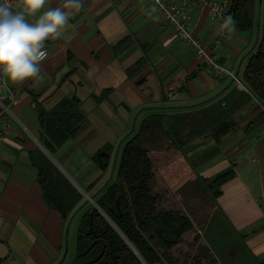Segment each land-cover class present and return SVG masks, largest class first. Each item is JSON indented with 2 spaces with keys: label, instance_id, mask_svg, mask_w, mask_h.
I'll return each mask as SVG.
<instances>
[{
  "label": "crops",
  "instance_id": "1",
  "mask_svg": "<svg viewBox=\"0 0 264 264\" xmlns=\"http://www.w3.org/2000/svg\"><path fill=\"white\" fill-rule=\"evenodd\" d=\"M52 7L63 8V0H49L26 19ZM64 10L69 23L60 37L45 42L49 56L39 75L9 81L14 100L9 95L5 101L13 127L0 154V264H57L63 258L68 222L46 202L32 155L46 151L39 109L50 110L66 97L80 100L86 125L56 155L80 187L102 174L93 158L108 146L116 151L137 114L138 124L150 110L199 108L235 121L237 128L220 142L203 132L188 146L205 181L233 171L220 194L214 197L197 177L177 195L223 264H263L264 105L258 97L214 74L150 0H81L79 11ZM189 15L188 29L214 41L217 22L210 11L192 9ZM255 39L234 29L217 51L219 61L237 71ZM200 137L206 139L196 141Z\"/></svg>",
  "mask_w": 264,
  "mask_h": 264
},
{
  "label": "trees",
  "instance_id": "2",
  "mask_svg": "<svg viewBox=\"0 0 264 264\" xmlns=\"http://www.w3.org/2000/svg\"><path fill=\"white\" fill-rule=\"evenodd\" d=\"M230 7L234 29L256 36L259 0H232ZM241 79L264 105V0L260 40L246 58ZM39 110L46 151H37L32 157L46 202L68 222L87 200L85 192L94 194L109 177L114 146L95 155L93 160L102 174L83 185L84 191L55 159L56 152L86 125L80 100L66 97L50 110ZM219 113L215 111L211 117L199 108H172L144 114L122 143L112 180L74 219L77 239L71 264H223L177 195L188 180L198 177L217 197L232 174L227 170L205 181L188 150L203 132H210L220 142L237 128L235 121ZM104 247L103 256L90 263Z\"/></svg>",
  "mask_w": 264,
  "mask_h": 264
},
{
  "label": "clouds",
  "instance_id": "3",
  "mask_svg": "<svg viewBox=\"0 0 264 264\" xmlns=\"http://www.w3.org/2000/svg\"><path fill=\"white\" fill-rule=\"evenodd\" d=\"M49 0H19L20 11H13L10 0L0 2V73L13 83H21L36 77L41 63L48 59L45 48L47 40L61 36L69 23L70 12L64 9L80 10L81 0H63V8L52 7L33 21L34 17ZM231 17L225 27L234 25Z\"/></svg>",
  "mask_w": 264,
  "mask_h": 264
},
{
  "label": "built area",
  "instance_id": "4",
  "mask_svg": "<svg viewBox=\"0 0 264 264\" xmlns=\"http://www.w3.org/2000/svg\"><path fill=\"white\" fill-rule=\"evenodd\" d=\"M155 4L156 8L164 15L168 23L175 29L180 39L187 44L193 46L197 50V57L205 64L214 74L221 77H230L235 82L244 86L240 75L237 71L224 65L219 61L218 49L225 46L234 27L229 24L225 27V21L228 17L232 18L230 5L220 0H150ZM3 2V0H0ZM13 11L21 10L19 8V0H10ZM192 9H208L211 16L217 22V37L212 42L201 40L194 32L188 29L187 21L189 12ZM47 49V48H46ZM49 53V52H48ZM9 95L14 100V90L6 76L0 73V154L13 127L10 121V115H13L10 105L5 101Z\"/></svg>",
  "mask_w": 264,
  "mask_h": 264
},
{
  "label": "water",
  "instance_id": "5",
  "mask_svg": "<svg viewBox=\"0 0 264 264\" xmlns=\"http://www.w3.org/2000/svg\"><path fill=\"white\" fill-rule=\"evenodd\" d=\"M262 2L263 0H259V9H258V19H257V34H256V39L254 41V44L253 46L251 47V49L246 53V55L242 58L240 64H239V67L237 69V74L240 73V69H241V66H242V62L243 60L256 48L259 40H260V36H261V18H262ZM235 80H232V83L234 82ZM137 116L138 114L136 115V117L134 118L133 120V123H132V127L131 129L126 133V135L121 139V141L118 143L117 145V148H116V151L114 153V158H113V164H112V169H111V173L109 175V177L106 179V181L101 185V187H99V189L94 193V194H89V193H86V196H87V200L82 203L75 211L74 213L71 215L70 217V220L68 221L67 223V227H66V246H65V252H64V255H63V258L61 259V261L57 264H62L64 262V260L66 259V256L68 254V251H69V233H70V229H71V225L76 217V215L79 213V211L84 207V205L89 202V201H92L94 202V198L95 196L100 192L102 191L109 183L110 181L112 180L114 174H115V170H116V167H117V162H118V158H119V154H120V150H121V146H122V143L124 142V140L129 136L131 135L135 129H136V126H137ZM62 168V167H61ZM63 169V168H62ZM92 229L90 230L89 233H91ZM96 243V241L92 244V246ZM105 249L106 247H104L102 253L94 260L90 261L91 262H94L96 260H98L99 258H101L105 252ZM81 264H85V263H81Z\"/></svg>",
  "mask_w": 264,
  "mask_h": 264
},
{
  "label": "rangeland",
  "instance_id": "6",
  "mask_svg": "<svg viewBox=\"0 0 264 264\" xmlns=\"http://www.w3.org/2000/svg\"><path fill=\"white\" fill-rule=\"evenodd\" d=\"M202 139H206V138L200 137L196 141H203ZM55 156H56L57 161L59 163L65 164V163H63V158L62 157H60L59 155L58 156L55 155ZM104 180H105V178L102 181H104ZM102 181L98 185H100L102 183ZM76 183L80 187V184L78 183V180H77ZM81 189L85 191V189L83 188V185H81ZM85 194H86V192H85ZM76 239H77V227H76V224H75V221H74L73 225H72V227L70 229V234H69V252H68V255H67L66 262L64 264H71L73 262L74 254L76 252Z\"/></svg>",
  "mask_w": 264,
  "mask_h": 264
}]
</instances>
